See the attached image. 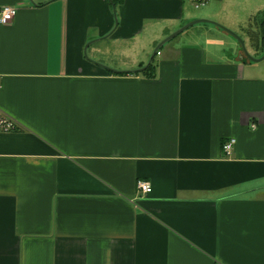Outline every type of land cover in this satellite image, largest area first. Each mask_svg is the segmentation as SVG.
<instances>
[{
    "label": "crops",
    "instance_id": "crops-1",
    "mask_svg": "<svg viewBox=\"0 0 264 264\" xmlns=\"http://www.w3.org/2000/svg\"><path fill=\"white\" fill-rule=\"evenodd\" d=\"M199 1L0 0V264H264V66L166 40L261 57L264 0Z\"/></svg>",
    "mask_w": 264,
    "mask_h": 264
},
{
    "label": "built area",
    "instance_id": "built-area-1",
    "mask_svg": "<svg viewBox=\"0 0 264 264\" xmlns=\"http://www.w3.org/2000/svg\"><path fill=\"white\" fill-rule=\"evenodd\" d=\"M204 0H200L199 2H203ZM17 14V7L15 6H4L0 10V24L1 25H9L13 22L15 16ZM20 125L7 115L3 114L0 110V131L1 132H13L18 130ZM236 140L231 139L230 141L224 143L223 150L226 154L231 153L233 146ZM138 189L143 195H148L152 192V185L144 180L138 181Z\"/></svg>",
    "mask_w": 264,
    "mask_h": 264
},
{
    "label": "rangeland",
    "instance_id": "rangeland-1",
    "mask_svg": "<svg viewBox=\"0 0 264 264\" xmlns=\"http://www.w3.org/2000/svg\"><path fill=\"white\" fill-rule=\"evenodd\" d=\"M252 2L254 0H251ZM209 2H207L204 6H206ZM204 6H201L200 8L204 7ZM256 4H252V10L254 13H255V10H256ZM264 9V8H263ZM197 10V9H196ZM212 21H215V20H212ZM214 24H211V23H205V22H200V23H196L195 25L189 27L188 29H186L184 32H182L181 34H179L178 36H176L174 39L175 41H180L181 39L183 40H197V41H200V42H205V40L207 38H211V39H215L218 38L220 39H223V37H221L220 35L218 34H215L211 31H199L198 29H200L201 27H210V28H213ZM236 32V31H235ZM239 36L240 33L236 32ZM230 36H228V39L232 41V43H236L235 45V49L237 51V53L242 49V46H241V43L239 42V40L232 36L231 34H229ZM172 41V40H171ZM246 45V44H245ZM249 46L246 45V48L247 50L249 51L248 49ZM229 51V50H228ZM250 53V51H249ZM251 55H253V53H250ZM152 55V54H151ZM254 56V55H253ZM255 57V56H254ZM259 65L261 66H264V59L262 61L259 62Z\"/></svg>",
    "mask_w": 264,
    "mask_h": 264
},
{
    "label": "water",
    "instance_id": "water-1",
    "mask_svg": "<svg viewBox=\"0 0 264 264\" xmlns=\"http://www.w3.org/2000/svg\"><path fill=\"white\" fill-rule=\"evenodd\" d=\"M199 22H210V23H213V24L219 26L220 28L226 30L231 35H233L234 37H236L239 40V42L241 43L243 52L245 53L247 58L250 59V61H252V62H260V61H262L264 59V55H262L261 57H254L253 55H251L249 53V51L247 50V48H246L244 40L236 32H234L233 30H231V29H229V28H227V27H225V26H223V25H221L219 23H216L214 21H209V20H206V19H197V20L189 22L184 27H182L180 30H178L176 33H174L171 36H169L166 40L167 41L170 40L171 38L175 37L177 34L181 33L183 30H185V29H187V28H189V27H191L194 24L199 23ZM158 49H159V47L156 48V50L154 51L153 56L157 53Z\"/></svg>",
    "mask_w": 264,
    "mask_h": 264
},
{
    "label": "trees",
    "instance_id": "trees-1",
    "mask_svg": "<svg viewBox=\"0 0 264 264\" xmlns=\"http://www.w3.org/2000/svg\"><path fill=\"white\" fill-rule=\"evenodd\" d=\"M261 17V16H260ZM262 23H263V25H264V20H262Z\"/></svg>",
    "mask_w": 264,
    "mask_h": 264
}]
</instances>
